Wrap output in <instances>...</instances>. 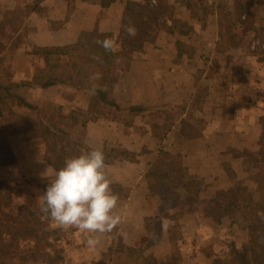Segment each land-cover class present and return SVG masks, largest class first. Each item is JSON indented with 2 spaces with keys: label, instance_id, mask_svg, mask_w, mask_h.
I'll return each mask as SVG.
<instances>
[{
  "label": "crops",
  "instance_id": "0c3cea01",
  "mask_svg": "<svg viewBox=\"0 0 264 264\" xmlns=\"http://www.w3.org/2000/svg\"><path fill=\"white\" fill-rule=\"evenodd\" d=\"M204 2L215 6L206 24L187 17L188 11L201 9V0H139L151 16L146 24L147 36L139 40L126 71L105 77L114 101L121 107L142 105L168 112L167 124H152L157 127L151 134L152 144L155 152L180 154L187 175L177 181L153 183L151 177L141 173L118 200L115 212L121 222L110 233L63 228L72 239L68 264L88 263L90 249L97 250L98 255L108 251L107 258L96 259L98 264H133L127 259L130 247H124L125 257L120 261L114 263L113 253L110 255L117 237L122 235L124 239L125 233H157L151 248L140 241L131 244L133 252L150 257L153 264H207L204 249L217 252L224 248L207 227L209 220L200 211L199 202L208 200L223 186L234 187L238 168L248 165L253 144L264 138V0ZM107 10L117 8L110 6ZM105 12L102 0H0V40L18 41L17 62L19 57L24 68H30L21 46L24 40H20L23 31L34 34L31 25L49 27L53 35L49 45H71L70 52L75 53L78 33L95 31ZM29 40L34 44L35 40ZM62 60L68 58H51L61 67ZM140 134L146 135V131ZM8 142L7 151L0 154V180L54 178L59 169L49 164L46 145L40 139L16 134ZM105 164L111 190L119 188L114 183L115 163ZM257 167V163L252 165V169ZM227 221L223 217L215 226L220 236L226 235ZM223 222L225 230L220 227ZM89 235L99 238L95 248L87 245ZM21 242L35 251L31 240ZM55 258L51 256L47 264L56 263Z\"/></svg>",
  "mask_w": 264,
  "mask_h": 264
},
{
  "label": "trees",
  "instance_id": "16d2710c",
  "mask_svg": "<svg viewBox=\"0 0 264 264\" xmlns=\"http://www.w3.org/2000/svg\"><path fill=\"white\" fill-rule=\"evenodd\" d=\"M204 1L201 0L200 10L188 11L187 17L190 20L196 19L198 23L206 24L209 15L214 14V4ZM102 5L106 12L100 16L95 31L78 33L75 42L77 52H70L71 45L41 47L30 44V49L25 51L30 66V73L26 77H22L15 66L17 64L15 49L20 46L19 42L6 43L0 40V154L7 150L8 138L16 134L23 135L26 139L42 138L46 145L47 160L57 169L63 167L66 158L78 153V143L70 138L58 144L56 132L59 130L56 125L49 124L50 112L43 108L46 101L27 99L20 92L24 88L45 90L72 88L76 92H81L85 97L87 110L85 113H77L75 109H69L67 117L89 131L98 127L100 119L94 112L101 105L116 113L125 114L148 113L157 109L142 105L123 108L114 101L112 88L101 82V77L106 74L114 75L128 69L139 40L147 36L146 24L151 21V16L141 8L139 0H102ZM110 6H120V15H112L111 11L107 10ZM129 29H134L135 35H130ZM106 40L112 44L113 50L106 51L101 46ZM55 55L67 57L72 66L66 71H60L63 67L51 62ZM59 108L62 109L61 106ZM155 156L164 159L158 162L160 172L159 174L155 172V178L177 181L184 173L179 159L180 154L172 155L164 150H158ZM145 176L154 178L151 167L146 169ZM31 184V181L27 180L21 182L0 180V264H29L31 260H47L50 253H54L58 258L64 257L63 245L47 239L50 233L57 237L61 232H55L51 220L40 211L42 206L40 196L47 187L37 186L35 189L40 193L30 192ZM14 186H17L16 191L19 190L21 193L14 194ZM217 195L220 197L210 200V210L212 212L219 210L218 218L226 217L229 220L226 230V236L229 237L220 236L217 228L207 225L224 244V248L218 252L205 249L206 260L209 259L207 264H264V245H261L255 236L260 224L254 219L256 213L264 215V186L257 199L249 202L239 201V196L231 188L219 191ZM228 196L232 199H228ZM208 216L206 217L209 218ZM260 223L264 228V220ZM234 226L249 233L248 239L240 246L232 237ZM120 236L115 246L110 249L115 255L114 263L122 259L124 252L125 242L122 235ZM22 238L32 239L35 256L20 255L18 241ZM137 241L144 247H152L151 239H147L146 235L134 236V243ZM132 248H129L127 255L129 262L149 264L150 257L144 258L141 254L133 252ZM95 260L94 257L90 258L86 264H95Z\"/></svg>",
  "mask_w": 264,
  "mask_h": 264
},
{
  "label": "rangeland",
  "instance_id": "374dc122",
  "mask_svg": "<svg viewBox=\"0 0 264 264\" xmlns=\"http://www.w3.org/2000/svg\"><path fill=\"white\" fill-rule=\"evenodd\" d=\"M116 8L117 10L111 11L112 15L114 14L120 15L121 13L120 6H117ZM31 27L36 30L33 32L34 34H29V31H23L22 38L20 40V41L24 40L21 46L25 50L30 49L29 42L31 41L29 39H32V41L35 40L34 44H41L42 46L49 45L50 43H52L53 35H51V30H49V27L45 28V26L43 25H31ZM17 50H19V48L16 49V52ZM23 63L24 61L21 62V60L18 57V62L15 65L22 77H24V75H26L30 71V68L28 67L24 68L25 65ZM62 66H63L62 70L60 69L59 70L66 71L68 67L72 66V63L70 61L68 62L62 60ZM106 75L101 77V82L105 85H109L106 83L105 80ZM256 86L258 88L259 83H257ZM21 93L23 96L27 97V99L31 101L33 100L46 101V104L43 105V108L50 112L48 115L49 124L56 125L59 130V132H56L58 138V144H62L67 138H70L79 145L77 147L78 153H76L75 156L81 154L82 152L89 151L94 148H98L103 151L105 155V162L115 163L117 167V172L115 174L114 183L116 185H119V188L117 186H114L115 188H113L112 192L117 193V196L119 198L118 200H122V197L126 193H128V191L133 187L135 180L138 179L141 173L146 172V169L148 167H151V171L154 177L152 179L153 183L157 181H166V180H162L161 178L158 179L155 178V172L157 174H159L160 172L158 167V162L163 161L164 159L163 157L155 156L156 147L155 145L152 144L151 134L155 132V130L157 129V127H152V124L155 123L161 125L168 123V117H169L168 112L166 111L163 112L160 109L159 110L153 109V111H150L148 113L125 114V113H116L115 111L104 108L103 105H101L100 108H98V110H95L94 112L97 118L100 119L98 127H95L93 131L92 130L89 131L88 129L84 130L80 125L75 123V121L73 122L71 118L67 117L68 115L67 111L69 109H73V110L75 109L77 113L80 112L85 113V111L87 110V103L86 100L84 99L85 97L82 95L81 92H76V90L72 88H68V89L56 88L48 91L22 90ZM59 106H61L62 109H60ZM144 119L146 120V123H144ZM143 126L147 127V129L142 130V131H146V135H141L140 133L142 131L138 130ZM36 139H40L45 144L42 138H36ZM111 139L114 141V143H111L112 141ZM253 148H254V152L250 153L248 156L249 157V160H247L248 165L240 166L238 168L239 177H237L238 178L236 179L237 181H235L234 179V181L236 182L234 187L223 186L221 188V191L231 188L233 191H235L237 196H239V201L243 200L249 202L257 199L259 192L262 190L264 186V138L258 140L255 146L253 144ZM181 157L179 158L180 162H181ZM256 163L258 167L256 169H252V165ZM48 179L49 178H32V179H24L16 182H21L25 180L31 181L32 184L30 186L31 188L29 191L35 192L37 191L35 189V187L37 186L47 187L46 185L50 181ZM188 179L191 180L192 178H188ZM16 187L17 186H14V194L21 193L19 190L16 191ZM118 189L120 192L118 191ZM218 192L219 191H217L214 195L210 196L208 200L205 199L199 202V206L201 207L200 211L203 213L204 217L209 215L208 216L209 218H207L209 220L208 222L210 226L214 228L223 218V217L218 218V216L220 215L219 210H216V212H212V210H210L211 208L209 204L211 203L210 200L215 197L219 198L220 195H217ZM228 199H232V197L228 196ZM196 203H198V201ZM209 210L210 212L208 213V215H206V212H208ZM254 219L256 220L255 222L260 224L258 226L257 232H255V236L257 238V241L261 245H264V228L263 225L260 223L264 220V215L260 213H256L254 215ZM227 222L229 223V221ZM51 225L55 232H61L62 234L59 233L57 237H54V235L50 233L47 236V239L48 240L50 239L52 242L56 244H62L64 247L63 249L64 257L63 258L56 257L55 258L56 263L68 264L67 262L68 257L69 259H71L70 252H68L69 251L68 246L70 241L72 240L71 238H69V236L71 235H68L67 233L65 234L62 231L63 228L60 226L54 227L53 225L55 224L52 221H51ZM220 227L222 228V230H225L226 223L223 222V224ZM233 232L234 233L232 237L233 239H236L239 242L238 243L239 246L243 241H246L248 239L249 233L246 230L237 229V227L234 226ZM126 234L128 233L124 234L125 247L131 248V244L134 242V235L129 236ZM138 235H146V238L147 239L150 238L151 242L157 240L158 238L156 232L153 233L148 232L147 234H138ZM120 237L121 236L117 237L115 244L117 240L120 239ZM225 237H229V236L225 235ZM23 239H28L32 241V239L29 238H22L18 241L20 255L35 256L36 254L33 246L32 248H28V244H26V242H21V240ZM219 241L221 242V240ZM203 252L205 254V249L203 250ZM53 255L56 256L54 253H50L48 259H50V257ZM107 255H108V251L101 253V255H98L97 250L94 249H90V251L88 252L89 259L94 257L95 259L103 260L104 257L105 258L108 257ZM114 257L115 255L113 254L111 258L114 259ZM124 257L125 254L122 256V258ZM47 260L45 259L40 261L31 260L29 264H47ZM210 260L212 259L210 258ZM206 261L209 262V259ZM56 263H52V264H56ZM98 263L99 261L95 260V264ZM148 263L152 264L153 261L150 259Z\"/></svg>",
  "mask_w": 264,
  "mask_h": 264
},
{
  "label": "clouds",
  "instance_id": "9594fccd",
  "mask_svg": "<svg viewBox=\"0 0 264 264\" xmlns=\"http://www.w3.org/2000/svg\"><path fill=\"white\" fill-rule=\"evenodd\" d=\"M128 31L135 35L134 29ZM101 46L106 51L113 50L107 40ZM105 169V155L98 148L66 158L40 196L41 213L62 228L89 234L112 232L121 222L115 212L119 198L111 190ZM98 244L99 238L89 235L88 247Z\"/></svg>",
  "mask_w": 264,
  "mask_h": 264
}]
</instances>
